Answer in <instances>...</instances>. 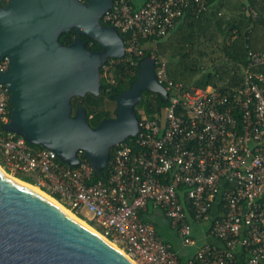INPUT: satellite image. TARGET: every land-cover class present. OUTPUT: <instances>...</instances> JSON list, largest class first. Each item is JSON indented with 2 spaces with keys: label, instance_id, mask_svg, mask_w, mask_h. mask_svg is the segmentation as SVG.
I'll return each instance as SVG.
<instances>
[{
  "label": "built area",
  "instance_id": "built-area-1",
  "mask_svg": "<svg viewBox=\"0 0 264 264\" xmlns=\"http://www.w3.org/2000/svg\"><path fill=\"white\" fill-rule=\"evenodd\" d=\"M113 1L102 19L127 34V46L125 56L111 64H134L150 49L157 79L168 92L162 115L142 118L134 140L116 146L108 180L89 185L94 169L83 151L73 168L55 152L3 131L12 108L0 83V159L8 170L32 175L35 186L58 195L75 216L90 213L98 232L121 242L139 264H264V51L248 52L242 86L233 94L186 88L169 79L163 59L157 62V41L187 9L206 11L211 0H141L139 7L136 0ZM9 67V57L0 59V73ZM150 205L194 252L182 259L142 219ZM216 209L221 213L213 216ZM208 223L217 245H199L194 235V224Z\"/></svg>",
  "mask_w": 264,
  "mask_h": 264
},
{
  "label": "water",
  "instance_id": "water-1",
  "mask_svg": "<svg viewBox=\"0 0 264 264\" xmlns=\"http://www.w3.org/2000/svg\"><path fill=\"white\" fill-rule=\"evenodd\" d=\"M113 4V0H10L5 8L0 4V59L10 58L0 83L9 90L12 108L3 131L55 152L73 168L80 165L78 152L83 151L95 171L105 169L111 150L137 135L136 106L144 91L168 101L156 76V61L147 57L132 87L116 97L114 119L93 128L83 106L71 115V100L87 94L99 97L101 69L109 59L126 54L116 28L101 24ZM72 29L78 37L71 45L61 44V34ZM80 36L93 39L101 50L89 51ZM0 264L136 263L98 231L0 169Z\"/></svg>",
  "mask_w": 264,
  "mask_h": 264
},
{
  "label": "trees",
  "instance_id": "trees-1",
  "mask_svg": "<svg viewBox=\"0 0 264 264\" xmlns=\"http://www.w3.org/2000/svg\"><path fill=\"white\" fill-rule=\"evenodd\" d=\"M1 5L5 8L8 4ZM251 10L256 12V18H253ZM101 24L111 26L103 19ZM119 35L126 48L127 34L119 32ZM77 37L76 30L72 29L62 33L59 41L68 46ZM80 38L89 51L101 50L100 45L93 39L87 36ZM249 51H264V0H211L206 11L199 12L195 5L186 10L174 30L167 37L157 41L155 57L157 62L158 59H165L169 79L181 83L186 88L212 87L233 94L242 86L245 70L249 66ZM151 55V50L147 49L144 57L135 59L134 64L131 62L111 64L113 59H109L101 69L99 97L90 94L85 97H74L71 100V115L74 116L77 109L83 106L87 111V122L93 128L105 119H114L117 108L116 97L132 87L138 79L141 62ZM260 71L264 72V67ZM105 104L113 106L105 110ZM168 104L169 102L159 94L144 91L141 102L136 106L139 121L142 120L141 111L147 119H153L155 115H162ZM133 140L134 138H128L125 142L131 143ZM115 149L116 147L111 150L110 160ZM0 165L7 169L1 159ZM15 177L25 183L36 185L34 177L30 174L17 172ZM108 178L107 166L101 171L94 170L88 184L106 182ZM181 189L184 190V187ZM43 191L48 193L45 189ZM52 197L63 204L58 195ZM184 201L188 205V201L186 199ZM220 213L221 210L216 209L213 210L212 215L216 216ZM78 217L85 220L83 217ZM89 224L100 231L95 223L89 221ZM156 230L162 239H166L158 229Z\"/></svg>",
  "mask_w": 264,
  "mask_h": 264
},
{
  "label": "crops",
  "instance_id": "crops-1",
  "mask_svg": "<svg viewBox=\"0 0 264 264\" xmlns=\"http://www.w3.org/2000/svg\"><path fill=\"white\" fill-rule=\"evenodd\" d=\"M241 1V0H240ZM244 1V0H242ZM141 0H136V6L139 7ZM142 219L148 223H152L158 231H160L174 250L178 252L182 259L186 258L188 254L194 252L196 248H188L182 245L177 233L171 228L169 222L164 217L162 211L154 209L151 205L146 211L142 213ZM208 224H194V235L199 242V245H217L219 244L215 238L208 234Z\"/></svg>",
  "mask_w": 264,
  "mask_h": 264
},
{
  "label": "rangeland",
  "instance_id": "rangeland-1",
  "mask_svg": "<svg viewBox=\"0 0 264 264\" xmlns=\"http://www.w3.org/2000/svg\"><path fill=\"white\" fill-rule=\"evenodd\" d=\"M163 59V58H162ZM164 61H165V59H163ZM166 62V61H165ZM113 105L112 104H105V106H104V108H105V110H107V109H109V108H111ZM141 114H142V118H145V114L141 111ZM0 167L8 174V175H11V176H13V177H15V173H17L16 171H12V170H8V169H5L2 165H0ZM10 173H9V172ZM16 178V177H15ZM34 186V185H33ZM43 191V190H42ZM46 193V192H45ZM48 194V193H47ZM63 206V205H62ZM77 217V216H76ZM80 217H83L85 220H82V219H80V220H82V221H84L88 226H90L92 229H94L95 231H98L97 229H95L93 226H91L90 224H89V221H92V220H90L91 219V217H92V215L90 214V213H88L86 210H83L82 212H81V214H80ZM78 218V217H77ZM97 226V225H96ZM112 240V242L113 243H115L116 245H117V247L119 248V249H121V250H123L125 253L127 252L126 251V249H125V246L121 243V242H119V241H114V239H111ZM128 256H129V254L128 253H126ZM130 257V256H129ZM132 259V258H131ZM135 263H137V264H139L138 262H136L135 261Z\"/></svg>",
  "mask_w": 264,
  "mask_h": 264
},
{
  "label": "bare ground",
  "instance_id": "bare-ground-1",
  "mask_svg": "<svg viewBox=\"0 0 264 264\" xmlns=\"http://www.w3.org/2000/svg\"><path fill=\"white\" fill-rule=\"evenodd\" d=\"M0 169L5 173L7 174L1 167ZM8 175V174H7ZM9 176V175H8ZM11 176V175H10ZM12 178H15L13 176H11ZM16 181H18L19 183H23L24 185H27L29 187H31L33 190L37 191L38 193H40L41 195H43L44 197L48 198L49 200H51L52 202H54L55 204H57L61 209H63L65 212H67L69 215H71L72 217H74L75 219L79 220L81 223H83L84 225H86L87 227H90L88 226L84 221L80 220L79 218H77L70 210H68L67 208H65L64 206H62L58 201H56L53 197H51L50 195H48L47 193H45L44 191H42L41 189H39L37 186H33V185H29V184H26L24 183L23 181L15 178ZM91 228V227H90ZM92 229V228H91ZM93 231H95L93 229ZM112 244L117 247V245L115 243L112 242ZM118 248V247H117ZM123 253H125L123 250H121ZM126 254V253H125ZM127 255V254H126ZM130 256V255H129ZM128 256V257H129ZM131 258V256H130ZM137 264V263H136Z\"/></svg>",
  "mask_w": 264,
  "mask_h": 264
}]
</instances>
